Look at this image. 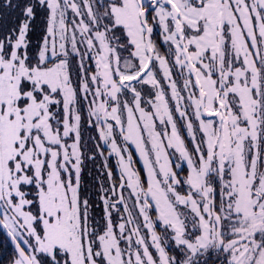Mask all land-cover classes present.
<instances>
[{
    "label": "snow or ice",
    "instance_id": "snow-or-ice-1",
    "mask_svg": "<svg viewBox=\"0 0 264 264\" xmlns=\"http://www.w3.org/2000/svg\"><path fill=\"white\" fill-rule=\"evenodd\" d=\"M0 9L8 264H264V0Z\"/></svg>",
    "mask_w": 264,
    "mask_h": 264
},
{
    "label": "trees",
    "instance_id": "trees-1",
    "mask_svg": "<svg viewBox=\"0 0 264 264\" xmlns=\"http://www.w3.org/2000/svg\"><path fill=\"white\" fill-rule=\"evenodd\" d=\"M2 2V0H0ZM0 23L6 28L8 25H12L10 23L16 22V17L18 15L17 12L9 11L7 9H0ZM43 19L41 16L39 20ZM41 28L42 23L40 24L38 31L40 32L38 34V38L41 36ZM86 115V113H85ZM85 137L88 136H95L96 132L92 129H87V126L85 125ZM137 161L136 159H134ZM102 161L98 158L96 163L93 164L91 162L86 161V167L84 172L82 173V180H83V191L88 194H94L97 190L98 184L97 181L102 180L103 177L100 175L99 169L101 167ZM109 164L112 167L114 171H116V158L112 157L109 160ZM136 168L142 169L139 164H136ZM12 252V247L10 242L7 240V238L0 233V264H8V260L10 259V254Z\"/></svg>",
    "mask_w": 264,
    "mask_h": 264
},
{
    "label": "rangeland",
    "instance_id": "rangeland-1",
    "mask_svg": "<svg viewBox=\"0 0 264 264\" xmlns=\"http://www.w3.org/2000/svg\"><path fill=\"white\" fill-rule=\"evenodd\" d=\"M0 14H1V11H0ZM40 17H38V19L36 20L35 24H34V31L30 34L32 36V39H33V42L36 43L38 42L39 38H38V34L40 33L38 31V28L40 26V24L42 23V19L39 20ZM13 25V23H10ZM12 25H8V27H11ZM0 28H5L2 23H0ZM7 28V27H6ZM186 135V134H185ZM86 136V135H85ZM130 150L133 152V158L136 159V164H139L141 166V168L143 167L142 165V162H140L139 160V156L138 154L135 152V149L134 147H131ZM136 164H135V167H136Z\"/></svg>",
    "mask_w": 264,
    "mask_h": 264
}]
</instances>
